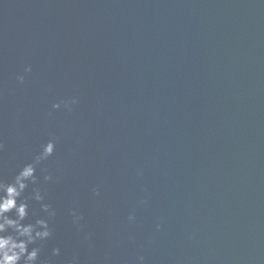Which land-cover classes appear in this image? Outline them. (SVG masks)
<instances>
[{"label":"water","instance_id":"water-1","mask_svg":"<svg viewBox=\"0 0 264 264\" xmlns=\"http://www.w3.org/2000/svg\"><path fill=\"white\" fill-rule=\"evenodd\" d=\"M53 139L40 264H264V0H0V179Z\"/></svg>","mask_w":264,"mask_h":264},{"label":"clouds","instance_id":"clouds-1","mask_svg":"<svg viewBox=\"0 0 264 264\" xmlns=\"http://www.w3.org/2000/svg\"><path fill=\"white\" fill-rule=\"evenodd\" d=\"M31 66L24 69L25 73L31 72ZM23 84L24 75L17 77ZM78 98L63 102V107L67 111H72L73 106L78 103ZM54 109H60L61 103L53 105ZM4 144L0 142V152L4 150ZM56 140H49L42 145L41 150L35 155L33 160L24 164L12 182H5L0 179V264H40L41 248L37 245L38 241H46L53 235V229L50 220L56 216V211L51 204L45 203V196L38 187L32 188V195L25 196L30 186L39 183L37 175L38 167L55 154ZM47 172V169H43ZM46 182L53 180L51 174L44 176ZM96 195H99V189H93ZM35 200L41 205L45 216L36 218L34 222H27L29 218L30 201ZM141 203H147L142 201ZM14 213V215H13ZM73 223L79 225L83 216L78 215L76 210L71 213ZM134 216H129V220H134ZM160 226L157 225L159 230ZM90 239V237H86ZM33 246V247H30ZM60 248H54L52 254L60 255ZM144 257H139L143 262ZM75 264V261L73 262Z\"/></svg>","mask_w":264,"mask_h":264}]
</instances>
